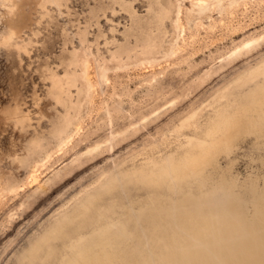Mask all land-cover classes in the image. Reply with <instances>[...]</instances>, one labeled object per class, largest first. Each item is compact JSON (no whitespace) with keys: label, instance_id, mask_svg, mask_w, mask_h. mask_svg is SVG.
I'll list each match as a JSON object with an SVG mask.
<instances>
[{"label":"rangeland","instance_id":"1","mask_svg":"<svg viewBox=\"0 0 264 264\" xmlns=\"http://www.w3.org/2000/svg\"><path fill=\"white\" fill-rule=\"evenodd\" d=\"M200 1L0 0V264H264V0Z\"/></svg>","mask_w":264,"mask_h":264},{"label":"bare ground","instance_id":"2","mask_svg":"<svg viewBox=\"0 0 264 264\" xmlns=\"http://www.w3.org/2000/svg\"><path fill=\"white\" fill-rule=\"evenodd\" d=\"M159 1H160V0H159ZM200 2H201L202 5H203V1L201 0ZM167 3H168V2H167ZM167 3H166V4H167ZM168 4H169V3H168ZM161 5H162V2H161ZM162 7H163V9H165V7H168V6H167V5L164 6V4H163ZM169 9H170V7L167 9L168 14L170 13V10H169ZM206 10H207V8L204 7V6H202L201 9H200L201 12H204V11H206ZM163 11H164V10H163ZM167 11L165 10V14H166ZM161 12H162V10H161ZM161 12H160V13H161ZM178 13H179V11H178ZM168 14H167V15H168ZM165 16H166V15H165ZM164 18H165V17H164ZM166 19H167V18H166ZM161 20H162V18H161ZM163 21H165V19H164ZM163 24H164V23H163ZM152 32H153V31H152ZM248 44H249V43H248ZM247 46H248V45H247ZM234 53H235V52H234ZM232 57H233V56H232ZM145 120H146V119H145ZM108 142H109V141H108ZM99 146H100V145H99ZM99 146L94 147V149L98 148ZM94 149H93V151H94ZM89 150H90V149H89ZM89 150L87 151V153L89 152ZM214 208H215V207H214ZM214 208H212V209H214Z\"/></svg>","mask_w":264,"mask_h":264}]
</instances>
